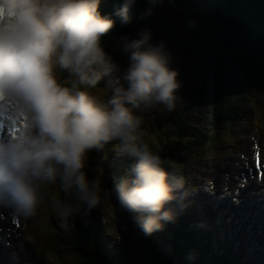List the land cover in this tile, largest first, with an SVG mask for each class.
Here are the masks:
<instances>
[{
	"label": "clouds",
	"instance_id": "9594fccd",
	"mask_svg": "<svg viewBox=\"0 0 264 264\" xmlns=\"http://www.w3.org/2000/svg\"><path fill=\"white\" fill-rule=\"evenodd\" d=\"M134 2L123 0L115 10L121 25L131 22ZM99 4L0 0V93L18 102L24 118L14 137L0 136V206L24 221L42 207L67 221L101 206L100 183L86 171L88 153L111 145L117 157L133 163L108 194L149 235L174 219L169 205L185 182L145 142L139 113L172 112L186 101L178 70L164 44L151 43L149 29L121 38L128 57L121 69L102 44L116 20L102 15ZM53 185L72 202L53 193Z\"/></svg>",
	"mask_w": 264,
	"mask_h": 264
},
{
	"label": "rangeland",
	"instance_id": "374dc122",
	"mask_svg": "<svg viewBox=\"0 0 264 264\" xmlns=\"http://www.w3.org/2000/svg\"><path fill=\"white\" fill-rule=\"evenodd\" d=\"M212 1L213 0H201L198 3L191 4L186 9L182 10L177 7L172 10L169 8V2H166V0H157L154 6L149 5L148 9L150 7L152 8L150 14L145 13V15L138 17L139 19L137 18L133 30L127 37L128 39L138 38L141 30L149 29L152 33L151 43L164 44L170 56V66L178 70V80L181 82L179 94L186 103L191 96L192 88L198 85L200 78L205 74L206 65L210 60L216 59L217 55L226 54L230 56V58L238 55L236 51L226 53L224 50L218 49L219 41H217L218 39H215V36H212V34L216 29L215 25L219 21V10L214 8V5H210ZM214 1L216 2V0ZM214 21L215 24H213ZM118 61L121 69L127 67L128 57L123 51L120 53ZM258 82L262 84L259 87L260 91L261 87H263L262 92H260L261 96L259 98L254 97L258 98V103H252L255 105L254 107L249 104L244 106L240 113V120H244L240 122L237 130L234 126L226 127V130L224 126L222 130H217L214 133L213 139H218L212 145L207 144L206 148L209 146L207 150H183L178 152L180 153L178 154L180 163H173L174 161L169 157L170 148L171 145L177 146V141H175V137L168 136L170 128H159L152 116L155 111L165 114L167 111L163 110L162 107L139 113L143 118L142 128L145 142H147L154 151L159 152L164 159L165 167L169 169L170 172L179 175L183 179L187 178L188 181L197 180V182L201 183L196 187L202 188L203 186L206 187L208 184V182H204L203 179L199 178L198 173H200L202 169L204 170L201 174H205L204 176L209 179V181H216L220 183L218 184L219 186L229 183L230 181L226 180L225 175L236 172L235 168L237 165L240 166L243 162H245V164H250L251 155L249 152L252 151V133L258 137V140L262 143V148H264V80H259ZM186 103L183 107H178L177 110L179 112L183 111ZM254 111H257L256 116L260 119V124L262 126V129L255 126V128H258L256 131H253L254 125H252V115ZM253 123H255V121ZM231 124H236V117L231 118L228 125ZM167 126L169 127V125ZM225 135H227L229 139L225 140ZM183 141H187L186 138ZM111 147L112 146L109 145L104 151H99L100 161L103 166H100L99 170L95 173L97 177H102L105 173L107 174L106 168L112 170L114 173L113 178H111L113 185L111 187L109 186V188L101 193L102 204L94 209L103 227L104 242L106 243L104 246V259L106 260V264H156L151 261L147 255V242H149L151 237L146 236L145 238V236L142 235L143 232L135 225L131 217L126 214V211L120 208L115 194L112 193L111 196L108 194V191H111L114 187L116 180L123 175L125 170L133 163L131 159L117 157L111 151ZM242 152L246 154L243 155ZM115 162L123 166H118ZM226 170L228 171L226 172ZM194 184L197 185L196 183ZM240 187L242 190L245 184L243 183ZM51 191L57 195V189L52 187ZM233 194H235V192H233ZM58 196L61 198V194ZM235 197L236 195L234 198ZM212 201H215V198L212 197ZM179 203L180 202H178V205L181 204ZM250 203H252L253 206H257L255 215L264 218V206L259 205L255 201H251ZM52 213L53 215L48 213L44 220L43 216L37 215V220L35 218L27 220L24 226L20 227V230L24 231L31 223L39 224L36 229V234L42 232L39 242L42 253L37 251L36 253L38 256L25 251L19 242L11 238H17L16 232L13 233L16 229L11 230L8 234L5 229L0 231V253L1 255L3 254V261L10 263V260L13 258L11 252L16 251V253H25L30 264H35L37 260L47 263L51 260L52 264H75L77 261L76 253L71 251L68 257L63 256L60 258L58 252L59 246L55 242L50 241L51 235L62 233V231H58V229L68 224V220H63L56 209L52 208ZM214 215H217L223 224L217 223L215 224V228H211L213 227L212 225H206L203 227V230L215 239V241L220 239L222 243H217V245L224 244L223 241H226V237L223 235L226 227L224 223H228L229 219H233L235 215L239 217V213L227 209L222 215L217 212H215ZM203 216L208 218L210 214H203ZM199 219L200 217L195 218V222L197 223ZM49 220V225H46ZM169 222L170 221L163 222V228L151 234V236L157 240L156 246L158 252H162V254L167 257L171 256V253H173L174 239V234ZM55 224H58V226H55ZM44 229H47L45 235L43 232ZM175 229L178 231L177 228ZM191 231L193 232V230ZM192 232L184 237L189 239V237L192 236ZM214 232H217V235ZM8 240L10 241L9 245L6 242ZM213 244H215V242H213ZM224 246L226 247V245ZM249 246L250 245H247V247H240V249L243 252H248L251 247ZM193 252H195V250H193ZM252 253L254 252L251 250L250 254ZM178 254L181 257L182 254L180 251ZM200 254V251H198V255ZM241 254L244 255L242 252ZM188 256L189 254H187V257ZM178 259L179 257L175 254V257L173 256L171 258L169 264H186L185 262H179ZM262 259L263 257L257 255L255 252L253 262L259 264ZM16 262L17 260H15L14 264H17ZM187 262H189V264H196L194 261L190 262L188 259Z\"/></svg>",
	"mask_w": 264,
	"mask_h": 264
},
{
	"label": "trees",
	"instance_id": "16d2710c",
	"mask_svg": "<svg viewBox=\"0 0 264 264\" xmlns=\"http://www.w3.org/2000/svg\"><path fill=\"white\" fill-rule=\"evenodd\" d=\"M199 1L201 0H166L172 10L177 7L183 10ZM213 1L210 5H214V8L219 10V21L215 25L216 29L212 34L219 41L218 49H222L226 53L236 51L238 55L230 58V56L220 53L223 55H217L216 59L207 63L205 74L200 78L198 85L191 90V96L187 100L185 111L179 112L176 109L165 114L155 111L152 115L156 125L159 128H170L168 136L175 137V141H177V146L171 145V148L169 147V157L176 164L180 163L178 158L180 153L178 152L190 149L204 151L209 147L206 148L207 144H214V133L219 129L222 130L224 126V129L230 126L228 124L231 118L240 113L251 98L259 96L263 89L261 87V91L259 90L262 84L258 81L264 80V0ZM122 2L123 0H100L99 4V11L102 15H113L116 20L115 27L107 36L102 38V44L105 51L118 64V58L122 52L120 47L121 38L128 37L134 28L137 18L145 15L149 7L148 0H135L130 9L131 22L121 25L119 18L114 16V12L121 6ZM213 24H215V21ZM255 100L257 99L255 98ZM185 138L187 141H183ZM116 165L123 166L119 163ZM100 166L102 167L103 165L100 161L99 151L89 152L86 171L90 180L99 181L101 193H103L109 186L113 185L111 178H113L114 173L106 168L107 174L97 177L95 173ZM61 199L72 202V197L62 192ZM178 202H172L170 207L173 205L181 207ZM80 211L79 214H74L68 219L67 226L58 229L62 233L51 235L50 241L55 242L59 246L60 258L63 256L68 257L72 251L77 254L75 264H106L103 256L106 243L104 242L103 227L100 224L99 216L94 209L88 213H85L83 209ZM50 212H52L51 209ZM126 214L131 217L128 212ZM176 214L179 213L176 212ZM50 220L46 225H49ZM55 226H58V224H55ZM172 231L174 234L173 253L168 257L162 252H158L157 240L151 234H142L145 238L146 236L151 237L149 242H147V255L156 264H169L175 254L179 257V262L188 264L187 254H189L190 249H196L189 242L190 240L184 237L183 233L176 230ZM43 232L45 235L47 229H44ZM196 232L199 238H208L202 232V228L200 230L196 229ZM218 245L221 247V250H219L221 254L218 256L225 261L228 247L227 245L225 247L224 244ZM212 248L208 241L205 249L198 257L202 259V257L207 256ZM179 251L182 254L181 257L178 254ZM196 256L197 254H195V258ZM208 257L210 258V256ZM202 263L204 264V261ZM238 263L236 262L235 264ZM208 264L217 263L210 258ZM231 264H234V262Z\"/></svg>",
	"mask_w": 264,
	"mask_h": 264
},
{
	"label": "bare ground",
	"instance_id": "6f19581e",
	"mask_svg": "<svg viewBox=\"0 0 264 264\" xmlns=\"http://www.w3.org/2000/svg\"><path fill=\"white\" fill-rule=\"evenodd\" d=\"M180 206H181V204H180ZM203 215V214H202ZM206 216V215H205ZM192 218H193V215H192ZM202 232H204L205 233V231L202 229ZM207 236H208V240H209V243L211 244V246L212 247H214L215 246V248L219 251V250H221V247H219L218 245H217V243H222L221 241H220V239H218V240H216L215 241V239H213L211 236H209V234L208 233H205ZM213 242H215V244H213ZM224 242V241H223ZM224 245H226L225 243H224ZM219 253H220V251H219ZM221 254V253H220ZM224 254V253H223Z\"/></svg>",
	"mask_w": 264,
	"mask_h": 264
}]
</instances>
